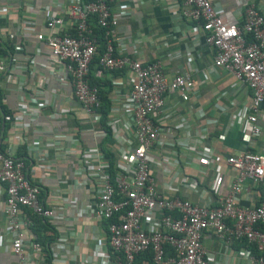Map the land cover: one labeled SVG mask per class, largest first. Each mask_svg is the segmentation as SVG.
Masks as SVG:
<instances>
[{
  "label": "built area",
  "instance_id": "obj_1",
  "mask_svg": "<svg viewBox=\"0 0 264 264\" xmlns=\"http://www.w3.org/2000/svg\"><path fill=\"white\" fill-rule=\"evenodd\" d=\"M61 1L64 2L53 0L56 5H61ZM66 1V18L47 14L45 31L35 32L34 37L51 55L64 62L84 118L99 120L96 108L100 103L97 86L88 82V65L97 46L89 17L104 29L105 36L95 76L103 71L126 68L132 79L119 103L126 111L122 125L134 144L130 138L115 135L116 155L122 162L115 165L118 170L113 173L112 180L109 162L98 148L89 147L77 162L80 173L91 170L99 176L100 184L93 202L81 208L77 216L107 221L102 244L103 263L132 264L137 253L149 250L153 264H208L213 256L207 255L201 247V236L210 231L223 243L245 240L248 244L243 248L246 263L264 264V198L250 206L240 203L244 181L260 183L264 179V154L244 149L224 157L226 169L231 173L225 192L217 196V205L209 200L195 202L175 193H164L180 181H187V177L180 178L177 171L182 166L180 155L184 149L176 147L166 153L152 154L162 132L154 117L160 112L166 93H176L186 100L193 86L192 79L185 73L174 74L168 79L159 60L144 63L122 52V37L115 35L113 29L119 18L128 13L125 7L113 13L109 8L111 0ZM181 1V16L199 26L204 41L213 49L211 73L221 68L249 89V106L240 116L248 124L243 127L245 138L258 136L257 114L264 105V0L259 3L251 0L243 9L226 8L212 0ZM5 9L0 7V12ZM25 23L21 31L30 36L29 31L35 28ZM9 37L13 39L12 34ZM11 63H16L13 56ZM6 69L7 64L0 56V74ZM43 106L44 103L34 97L14 113L3 112L0 108V142L3 121L18 123L23 114L35 120ZM114 122H109L113 134ZM185 146L197 152L195 146ZM212 153L210 148L204 147V151L191 156L217 174L211 183L216 193L224 168L217 164L218 160L211 161ZM154 168L160 171L161 178L153 175ZM0 183L5 190L3 213L14 264H40L34 255L42 248L30 238L33 222L28 211L49 219L66 220L70 215L44 205L41 187L31 181L23 159L14 158L1 147ZM64 200L70 203L67 195ZM163 244L172 248V256L164 258ZM51 248V262L54 263L62 255L59 249L65 248L60 242L52 244ZM140 264L149 263L142 261Z\"/></svg>",
  "mask_w": 264,
  "mask_h": 264
},
{
  "label": "crops",
  "instance_id": "obj_2",
  "mask_svg": "<svg viewBox=\"0 0 264 264\" xmlns=\"http://www.w3.org/2000/svg\"><path fill=\"white\" fill-rule=\"evenodd\" d=\"M212 1H219L226 8L243 9L251 0ZM253 1L259 3L261 0ZM61 2L56 5L53 0H0V7L6 8L0 12V56L7 64L6 71L0 74V99L4 109L0 108L3 112L14 113L34 97L44 103L35 120L23 114L18 123L3 121L0 147L14 158L23 159L31 181L41 187L44 205L70 215L66 220L48 218L53 229L45 230L44 234L54 235L47 245L49 264H109L103 263L105 230L102 223L92 217L77 216L81 208L93 202L100 184L99 176L91 170L80 173L77 162L89 147L105 149L112 154L113 172H116L115 165L122 161L116 155L115 135L130 138L134 144L122 125L126 111L119 103L131 86V73L122 68L103 71L96 76L102 83L110 84L107 97L112 111L106 116V123L111 128L109 122L115 121V133L110 129V135L106 136L98 120L84 118L64 62L51 55L34 37L35 32L45 31L47 14L66 18L68 3ZM124 7L128 13L119 18L113 29L115 35L122 37V52L144 63L159 60L168 79L174 74L185 73L193 81L186 100L176 93H166L161 110L154 117L162 132L152 154L166 153L176 147L184 149L180 155L182 166L177 171L180 178L185 176L187 181H180L172 190L163 188L164 193H175L195 202L209 200L217 205V196L225 192L231 173L224 157L244 149L264 154V105L257 114L259 135L246 139L243 127L248 124L240 115L249 106V89L221 68L211 73L213 49L204 41L199 26L181 16L182 1L109 2L113 13ZM24 22L35 28L29 31L30 36L21 31ZM12 56L16 59L14 65L10 64ZM108 83L101 85L108 88ZM185 145L195 146L197 152L188 150ZM204 147L212 150L211 161L218 160L217 164L224 168L216 193L211 183L217 174L191 156L204 151ZM152 173L156 179L161 178L157 168ZM244 182L241 204L250 206L264 198V179L260 183ZM66 195L70 203L64 200ZM4 199L5 190L0 183V264H14L3 213ZM29 233L34 239V234ZM57 242L63 243L65 249H59L62 255L53 263L51 246ZM201 245L207 255L213 256L208 264H247L243 252L247 247L238 240L223 243L207 231L202 233ZM45 255L43 249L34 257L44 264Z\"/></svg>",
  "mask_w": 264,
  "mask_h": 264
},
{
  "label": "trees",
  "instance_id": "obj_3",
  "mask_svg": "<svg viewBox=\"0 0 264 264\" xmlns=\"http://www.w3.org/2000/svg\"><path fill=\"white\" fill-rule=\"evenodd\" d=\"M83 3H86L89 0H82ZM89 23L91 24L92 27V31L95 35L96 41H97V46H96V50H95V54L92 57L91 61L89 62L88 65V82L90 84L96 85L98 88V96H99V106L96 108L97 112L99 113L98 118H99V123L102 126L103 131L105 132L106 136L110 135V128L106 123V116L108 115L109 109H110V101L107 97V93H108V89L110 88V84L108 82H101V80L99 78H96L95 76V70L98 68V57L100 55L101 50L104 47V41H105V36H104V29L102 27H99L93 20L92 17L88 18ZM116 71V70H113ZM112 72V71H109ZM105 83L109 84V87L104 88L101 84ZM0 107L4 109L2 101L0 99ZM2 150L3 147H1ZM102 149V148H101ZM103 152V156L104 158L109 162V172L111 174V180H112V175H113V159H112V154L110 152H107L105 149L101 150ZM110 180V182H111ZM114 185V183H113ZM31 219H32V226L30 227V231L34 234V239L35 241H37L40 245V248H42V250H45L46 255L44 256V260L46 261V263L44 264H49V249L47 248V245L49 243V241H51L50 239H52L54 237L53 234H44L45 230H52L53 226L52 224H50V221L48 220V218H44L42 216H38L33 212L28 211ZM102 226L103 229L106 231V223L107 221H102ZM33 239V240H34ZM240 241V243H243L246 245L245 240H238ZM248 246V244L246 245ZM163 248V255L164 258L168 257V256H172L174 254L172 248H170L168 246V244H163L162 246ZM142 261H145L149 264H153L151 261V252L149 250H146L144 252L141 253H137L135 255L134 261L132 264H140Z\"/></svg>",
  "mask_w": 264,
  "mask_h": 264
}]
</instances>
